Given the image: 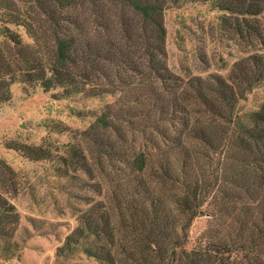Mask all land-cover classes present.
Instances as JSON below:
<instances>
[{
  "label": "trees",
  "instance_id": "1",
  "mask_svg": "<svg viewBox=\"0 0 264 264\" xmlns=\"http://www.w3.org/2000/svg\"><path fill=\"white\" fill-rule=\"evenodd\" d=\"M182 2L212 3L229 17L264 13V0L0 1V22L32 40L0 32V101L16 83L119 94L83 133L95 147L121 149L117 187L79 216L60 253L85 242L84 253L99 264H264V104L247 122L235 112L264 79V53L235 63L228 79L184 81L168 67L164 23L165 11ZM136 133L144 138L138 147L129 143ZM211 155L217 163H204ZM73 158L93 171L84 152ZM18 180L0 160L3 240L20 221L10 198ZM209 200L214 224L204 245L187 252V230Z\"/></svg>",
  "mask_w": 264,
  "mask_h": 264
},
{
  "label": "rangeland",
  "instance_id": "2",
  "mask_svg": "<svg viewBox=\"0 0 264 264\" xmlns=\"http://www.w3.org/2000/svg\"><path fill=\"white\" fill-rule=\"evenodd\" d=\"M164 23L168 67L184 81L228 79L235 63L264 53V13L255 19L229 17L212 3L182 2L165 11ZM5 29L17 32L25 43L32 42L22 27L0 22V32ZM117 97L68 95L58 87L16 83L11 96L0 101V160L18 175V193L10 198L20 215L13 238L0 239V264H99L84 253L85 242L72 251L58 250L77 228L79 216L117 187L114 155L121 149L95 147L83 134ZM263 104L264 79L238 101L236 115L247 122ZM126 128L127 124L120 127ZM111 136L113 145L116 135ZM143 139L136 133L129 143L138 147ZM74 150L92 159L93 171L81 169L74 161ZM105 151L109 156H104ZM98 156L109 167L105 173L99 171ZM210 158L204 163L219 159L217 155ZM215 210L211 200L199 209L187 230V252L204 245Z\"/></svg>",
  "mask_w": 264,
  "mask_h": 264
}]
</instances>
